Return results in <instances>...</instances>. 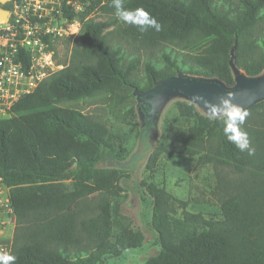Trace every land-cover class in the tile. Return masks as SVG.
<instances>
[{
  "label": "trees",
  "instance_id": "1",
  "mask_svg": "<svg viewBox=\"0 0 264 264\" xmlns=\"http://www.w3.org/2000/svg\"><path fill=\"white\" fill-rule=\"evenodd\" d=\"M90 1L77 16L82 30L69 66L0 119V180L9 189L17 225L13 264H106L142 249L144 232L133 231L122 214V171L99 166L103 160L124 161L132 152L129 140L138 141L140 127L135 133L139 125L129 103L133 88L148 90L178 72L232 85L235 39L237 65L248 75L264 68V0H122L125 10L143 8L162 25L143 33L117 18L114 0ZM97 13L102 20L93 17ZM161 48L163 66L139 57ZM93 99H101L108 116L67 106ZM260 108L264 102L248 116ZM222 119L204 117L185 102L170 109L167 134L148 171L156 173L162 155H182L197 158V168L227 167L246 176L222 200L217 220L190 213L188 201L155 182L142 184L144 230L154 236L148 245L158 247L144 264H264V133L245 122L240 126L255 150L249 155L227 139Z\"/></svg>",
  "mask_w": 264,
  "mask_h": 264
},
{
  "label": "built area",
  "instance_id": "2",
  "mask_svg": "<svg viewBox=\"0 0 264 264\" xmlns=\"http://www.w3.org/2000/svg\"><path fill=\"white\" fill-rule=\"evenodd\" d=\"M90 0H10L0 8L9 11L0 24V119L54 74L69 66L72 47L81 33L77 17ZM65 56V57H64ZM14 214L9 189L0 180V254H11Z\"/></svg>",
  "mask_w": 264,
  "mask_h": 264
},
{
  "label": "rangeland",
  "instance_id": "3",
  "mask_svg": "<svg viewBox=\"0 0 264 264\" xmlns=\"http://www.w3.org/2000/svg\"><path fill=\"white\" fill-rule=\"evenodd\" d=\"M98 20H102L103 18L97 14L93 16ZM113 29L110 28L109 31ZM110 37V36H109ZM112 39V44L117 43V39L115 36L110 37ZM121 45L124 50L130 52L131 55L137 53L133 50L130 44L126 42H121ZM72 50V47H61L59 51L63 55H68V52ZM162 50L156 51H148L139 53V57L143 61V63L150 61L154 64L161 65V53ZM65 57V56H64ZM163 66V64L161 65ZM129 103L132 105L135 112L136 100H130ZM175 104V103H174ZM172 104L168 110L166 111L162 124H161V138L157 142L156 147L159 142L164 138L166 133L165 120L170 109L173 107ZM67 106L76 108L82 111L84 114H88L92 117L103 118L108 116L106 105L101 102V99H93L82 103H69ZM135 117H137L135 113ZM247 117H255L254 120H250V118H246L245 123L249 125H255L260 133H264V108H260L257 111L253 112L251 115ZM138 125V118L135 121ZM121 127L124 130H128V126L122 123ZM139 126L137 127L135 133H138ZM148 128L146 131L148 132ZM169 141L173 139L167 138ZM137 146V139L131 138L127 143V147L133 151ZM155 152V151H154ZM153 152V153H154ZM197 158H189L187 156L182 155H174L172 157H166L162 155L158 158L157 162V170L156 173L153 174L147 170L145 167L140 181L142 184H150L155 182L160 186L166 188V190L181 201H188L189 205L187 207V211L190 213L198 214L201 213L207 219H220L222 216L221 213V202L225 198V196L231 192V189L234 188L239 182H241L242 178L246 175H238L234 173L230 168L223 167L214 169L213 165H207L202 168H197L196 166ZM99 166H110V162L107 163L106 160H103ZM113 166V165H112ZM119 169V168H117ZM121 176H129L131 171L121 170ZM126 191L121 194V208L122 214L127 217L130 223V227L133 231L142 230L145 235L144 247L139 250H133L128 252L129 255L125 254L121 258H109L106 264H144L146 259L149 257L156 255L158 252V247L155 245H148L154 239V236L146 232L144 228H146L145 223H143V206L139 197L140 209H138L137 205V194L133 190V195L131 196L129 193V188H125ZM135 207V209H133ZM137 208V209H136ZM183 214L182 208H177V216L181 217ZM17 225L15 223L16 232ZM14 237V233H13Z\"/></svg>",
  "mask_w": 264,
  "mask_h": 264
},
{
  "label": "water",
  "instance_id": "4",
  "mask_svg": "<svg viewBox=\"0 0 264 264\" xmlns=\"http://www.w3.org/2000/svg\"><path fill=\"white\" fill-rule=\"evenodd\" d=\"M9 1L0 0V4L5 5ZM9 17V11L0 8V24L7 23ZM236 45L237 39H235L229 59V68L233 77L232 85L215 76L178 72L172 77L157 80L148 90L133 88L132 95L136 100L135 113L139 127L142 128L146 121L150 123L147 132L148 141L146 142L149 149L144 153V157L137 162L134 170L138 182H140L141 174L161 138V124L166 111L172 104L176 102L192 104L202 116L217 119L221 117L210 115L209 110L211 105L219 104L220 98L226 96L227 93L232 94L231 101L233 104L246 111L264 102V68L257 75H248L237 65ZM145 106L149 107L148 111L145 110ZM145 147L146 145L138 140L136 148L124 161H116L117 166L115 168H121L120 166L124 163H128L132 158L143 154ZM109 168H114V166ZM121 184L123 185V181ZM129 193L131 196L133 195L131 190ZM139 197L137 194L138 209L141 205Z\"/></svg>",
  "mask_w": 264,
  "mask_h": 264
},
{
  "label": "clouds",
  "instance_id": "5",
  "mask_svg": "<svg viewBox=\"0 0 264 264\" xmlns=\"http://www.w3.org/2000/svg\"><path fill=\"white\" fill-rule=\"evenodd\" d=\"M116 9L115 15L126 25L135 26L138 31L146 32L149 28L160 31L162 25L143 8L133 11L125 10L122 0H114ZM231 93H227L219 100V104L211 105L209 114L223 117L224 133L227 139L233 143L241 152L247 151L249 155H254L255 150L250 147L248 134L241 131L240 126L244 124L248 112L236 106L231 101ZM15 257L7 253L0 254V264H13Z\"/></svg>",
  "mask_w": 264,
  "mask_h": 264
},
{
  "label": "flooded vegetation",
  "instance_id": "6",
  "mask_svg": "<svg viewBox=\"0 0 264 264\" xmlns=\"http://www.w3.org/2000/svg\"><path fill=\"white\" fill-rule=\"evenodd\" d=\"M146 109V107H145ZM150 128V123H148L147 121L144 123V126L142 128H140V133H139V137L138 140H141L143 145H146L145 149H143V154H139L136 157L132 158L128 163H124L123 165H121L119 168L120 170H128L131 169V174L130 177L129 176H123L122 181L125 183V187L129 188V190H133V192L135 191V193H141L145 191V187L142 185L141 181L138 182L136 180V177L134 175V170L137 166V162L139 160H141L144 157V153L149 149V146L146 144V142L148 141V135H147V131L146 129ZM117 160H111L110 161V166H117L116 164ZM135 165V167L132 168V166Z\"/></svg>",
  "mask_w": 264,
  "mask_h": 264
}]
</instances>
